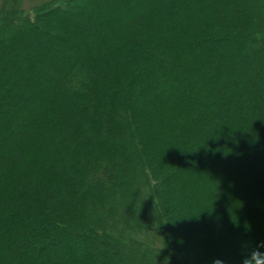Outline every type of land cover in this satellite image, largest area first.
<instances>
[{"label":"trees","instance_id":"obj_1","mask_svg":"<svg viewBox=\"0 0 264 264\" xmlns=\"http://www.w3.org/2000/svg\"><path fill=\"white\" fill-rule=\"evenodd\" d=\"M25 1L0 0V264H242L264 0Z\"/></svg>","mask_w":264,"mask_h":264},{"label":"clouds","instance_id":"obj_2","mask_svg":"<svg viewBox=\"0 0 264 264\" xmlns=\"http://www.w3.org/2000/svg\"><path fill=\"white\" fill-rule=\"evenodd\" d=\"M264 244L258 245L256 248L252 249L242 260V264H264ZM213 264H223L220 259H215Z\"/></svg>","mask_w":264,"mask_h":264},{"label":"rangeland","instance_id":"obj_3","mask_svg":"<svg viewBox=\"0 0 264 264\" xmlns=\"http://www.w3.org/2000/svg\"><path fill=\"white\" fill-rule=\"evenodd\" d=\"M34 3H35V2H34L33 0H26V1L24 2L25 7H26V10H32V9H33V4H34ZM59 33L61 34L62 32L59 31Z\"/></svg>","mask_w":264,"mask_h":264}]
</instances>
